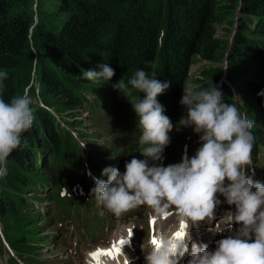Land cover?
<instances>
[{"label": "trees", "instance_id": "trees-1", "mask_svg": "<svg viewBox=\"0 0 264 264\" xmlns=\"http://www.w3.org/2000/svg\"><path fill=\"white\" fill-rule=\"evenodd\" d=\"M26 1L0 0V71L8 73L2 98L10 102L20 94L18 72L30 50L38 48L50 64L43 70L39 91L52 100L56 111L37 109L34 124L23 134L22 146L10 155L18 168H7V175L0 179V216L20 225L23 235L14 247L18 253L30 254L25 243L30 234L27 195L38 188L42 192L47 189L45 194L50 197L59 194L66 172L59 166L77 160L74 130L60 111L70 115L79 107L91 112L96 109L91 103L87 108V95L92 88L100 90L96 81L82 78L83 69L100 72V66L107 64L115 70L111 80L99 81L107 86L101 90V98L110 99L116 92L125 102L121 105L129 119L118 132L122 141L123 133L131 135L129 111L136 113L112 85L121 78L127 82L143 69L161 82H170L157 97L167 106L183 92L185 82H190L193 59L213 65L222 61L227 43L217 36V26L225 15L240 8L245 28L236 36L227 57L236 74L250 80L237 83L231 75L229 81L248 95L264 91V0H60V24L55 29L35 25L32 13L25 10ZM203 72L201 76L208 75V71ZM224 87L229 102V88ZM133 94L141 99L144 96Z\"/></svg>", "mask_w": 264, "mask_h": 264}, {"label": "clouds", "instance_id": "clouds-1", "mask_svg": "<svg viewBox=\"0 0 264 264\" xmlns=\"http://www.w3.org/2000/svg\"><path fill=\"white\" fill-rule=\"evenodd\" d=\"M163 37L161 33V43ZM100 67V72L83 69L82 78L111 80L115 70L107 64ZM7 77V71H0V177L7 175L8 158L22 146L23 134L31 129L35 119L28 89L10 102L2 98ZM169 86L170 82H161L143 69H138L127 82L121 78L112 85L138 117L140 143L145 145L140 152L143 158L133 156L126 161L124 172L105 167L101 176L106 180L92 176L95 186L91 195L116 218L147 206L156 217L166 219L174 208L179 221L185 225L190 222L194 228L216 220L217 209L227 204L234 207L227 217L231 234L215 241L216 246L211 249L207 243L192 241L190 230H185L180 257L188 254L187 264H264V183L253 179L255 121L237 104L225 102L213 84L201 87L185 82L180 104L187 111L175 127H191L199 136L200 146L193 156L185 154L179 163L164 166L158 162L163 160L164 150L171 142L169 133L174 125L157 97ZM134 92L143 93L144 97L141 99ZM258 95L264 97V91ZM155 240L158 243L150 241V249L144 250L145 264H178L174 235L161 233ZM123 262L129 264L126 256Z\"/></svg>", "mask_w": 264, "mask_h": 264}, {"label": "rangeland", "instance_id": "rangeland-1", "mask_svg": "<svg viewBox=\"0 0 264 264\" xmlns=\"http://www.w3.org/2000/svg\"><path fill=\"white\" fill-rule=\"evenodd\" d=\"M26 4L27 6L25 10L26 12L32 13L35 25L42 24L51 29H55L60 24V0H27ZM238 14L240 15L239 19L237 16ZM244 17L245 15L241 11L238 12L237 9L233 10L223 17V20H221L217 26V36L221 39H224L227 43L226 49L223 51V54L221 56L222 61L213 65L207 62L200 61L197 58L193 59L192 61L194 62V64L191 66L189 73V81L191 83L198 84L201 87H208L213 84L217 89L219 87H222V90H225L223 81H228L231 75L235 77L237 83H240V81L242 80H250V78L248 77L245 79L240 78L234 71V67H232V65L229 63V59L227 57L229 50L233 46L236 36L241 33L243 28H245L243 22L246 23V19H243ZM248 25L249 23H247V26ZM46 65L50 67L49 61L47 60L46 56L42 54L37 48L30 50V53H28L24 64L18 72L19 92L20 94H23L24 90L28 89L29 95L32 99L31 106L34 109L35 116L37 112H39V110L37 109L42 107L48 109L50 112L56 111L55 106V108L51 107V105H53V103L51 104L52 100L49 101V98L46 95H44L43 97V94H41L39 91L41 89V77L43 74V70H46ZM226 65H228V67L226 69H223ZM205 70L208 71V75L201 76V74L204 73L203 71ZM236 82L235 85H238L236 84ZM181 108L186 107L181 105ZM60 114L64 116V118L72 125L74 132L78 136L89 142L92 145L93 149L99 152H110L112 138L111 135L105 133V131L100 128L99 122L97 120L93 119L92 121H90L87 113L81 107L76 108L70 115L66 112L61 111ZM91 122L95 123L96 125L92 124ZM109 155H111V153ZM130 156L133 157L136 156V154H124V156L120 158L117 157L115 162H113V165L111 164L110 166L118 168L121 172H124L125 162L130 160ZM7 168H12L15 170L18 168V166L11 161V157L8 158ZM144 207L146 208L147 206ZM145 210L147 209H143V206H140L139 208L132 210V212L134 214L141 215ZM30 215L34 216L35 213L33 212ZM30 220L32 221V219ZM17 227L19 228V226ZM29 227L31 228L33 227V225H30ZM2 230L3 234L11 244L15 245L20 241L21 238L13 231V226L8 217L4 216L3 218ZM43 232H45L46 234L48 233L47 230L42 231V233ZM35 239L37 241H43V237H41L39 234H36ZM46 241L47 240H45V242ZM6 251H9V249L1 240L0 264H4V260H2L3 255L7 258L9 257L7 254L8 252ZM55 251L59 252V250Z\"/></svg>", "mask_w": 264, "mask_h": 264}, {"label": "snow or ice", "instance_id": "snow-or-ice-1", "mask_svg": "<svg viewBox=\"0 0 264 264\" xmlns=\"http://www.w3.org/2000/svg\"><path fill=\"white\" fill-rule=\"evenodd\" d=\"M152 223L154 224L155 221H152ZM186 227H187V225L181 223L180 230L174 233V239L176 241H179V240H181L183 238L184 231H185ZM130 234H131V231L129 229L128 235H130ZM124 241H125V239H121L118 242L119 246L114 243L112 250H109V251H106V252L101 250V251H98L97 253H95L94 255L97 256V257L100 256V255L112 256L113 251H115L117 254H119L120 253V245L123 244ZM152 242L153 243H158V241H156L155 238H153Z\"/></svg>", "mask_w": 264, "mask_h": 264}, {"label": "bare ground", "instance_id": "bare-ground-1", "mask_svg": "<svg viewBox=\"0 0 264 264\" xmlns=\"http://www.w3.org/2000/svg\"><path fill=\"white\" fill-rule=\"evenodd\" d=\"M218 90H220L221 92L223 91V90H222V87H219ZM158 235H159V234H158ZM158 235H157V236H158Z\"/></svg>", "mask_w": 264, "mask_h": 264}, {"label": "water", "instance_id": "water-1", "mask_svg": "<svg viewBox=\"0 0 264 264\" xmlns=\"http://www.w3.org/2000/svg\"><path fill=\"white\" fill-rule=\"evenodd\" d=\"M240 11H241V10H240V8H239V9H238V12H240ZM237 16H238V19H239V16H240V15L238 14Z\"/></svg>", "mask_w": 264, "mask_h": 264}]
</instances>
